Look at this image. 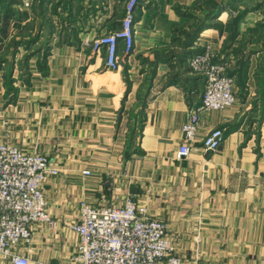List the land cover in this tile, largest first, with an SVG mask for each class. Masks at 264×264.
<instances>
[{
  "label": "crops",
  "instance_id": "1",
  "mask_svg": "<svg viewBox=\"0 0 264 264\" xmlns=\"http://www.w3.org/2000/svg\"><path fill=\"white\" fill-rule=\"evenodd\" d=\"M125 1L0 0V141L59 169L43 184L53 224H32L23 254L67 261L78 200L118 191L167 223L184 264H264V0H140L132 51L110 69L90 43L119 28ZM206 43L231 63L237 100L207 112L178 158L203 91L187 58ZM214 128L224 140L204 151Z\"/></svg>",
  "mask_w": 264,
  "mask_h": 264
},
{
  "label": "built area",
  "instance_id": "2",
  "mask_svg": "<svg viewBox=\"0 0 264 264\" xmlns=\"http://www.w3.org/2000/svg\"><path fill=\"white\" fill-rule=\"evenodd\" d=\"M140 0H126L117 30L95 38L91 50L103 49L107 68H119L118 47L129 54L134 40L133 19ZM27 7L29 1H23ZM191 73L203 80L200 102L189 110L182 126L183 141L176 156L187 157L197 142L203 116L211 110H225L236 103V78L231 63L217 55L212 43L187 58ZM224 140V130L214 128L201 140L204 151L215 152ZM59 173L50 158L27 152L0 141V259L11 264H30L23 249L32 238V224H53L43 184ZM84 174H90L84 170ZM77 218L69 223L78 236L75 251L62 264H184L176 254L167 223L150 216L130 194L122 201L91 205L78 200ZM43 264V263H38Z\"/></svg>",
  "mask_w": 264,
  "mask_h": 264
},
{
  "label": "rangeland",
  "instance_id": "3",
  "mask_svg": "<svg viewBox=\"0 0 264 264\" xmlns=\"http://www.w3.org/2000/svg\"><path fill=\"white\" fill-rule=\"evenodd\" d=\"M111 181V180H110ZM125 194L124 193H120L119 194V192L117 191V193H115L114 194V197L112 198V199H110L109 201L107 200V198H105V202L106 203H112V202H114V203H117V202H120V201H122V197L124 196ZM133 198V197H132ZM133 200H134V198H133ZM135 201V200H134ZM137 203V202H136ZM172 242H173V239H172ZM174 245V244H173ZM175 247V246H174ZM175 251H176V249H175ZM176 254L178 255V256H180L177 252H176ZM181 257V256H180ZM182 258V257H181Z\"/></svg>",
  "mask_w": 264,
  "mask_h": 264
},
{
  "label": "trees",
  "instance_id": "4",
  "mask_svg": "<svg viewBox=\"0 0 264 264\" xmlns=\"http://www.w3.org/2000/svg\"><path fill=\"white\" fill-rule=\"evenodd\" d=\"M231 74H233L232 71H231Z\"/></svg>",
  "mask_w": 264,
  "mask_h": 264
}]
</instances>
